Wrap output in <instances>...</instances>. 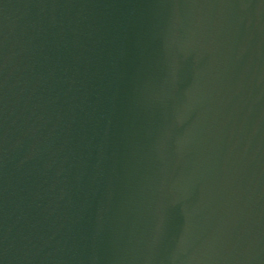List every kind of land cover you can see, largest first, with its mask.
Listing matches in <instances>:
<instances>
[{
  "label": "water",
  "instance_id": "water-1",
  "mask_svg": "<svg viewBox=\"0 0 264 264\" xmlns=\"http://www.w3.org/2000/svg\"><path fill=\"white\" fill-rule=\"evenodd\" d=\"M0 264H264V0H0Z\"/></svg>",
  "mask_w": 264,
  "mask_h": 264
}]
</instances>
